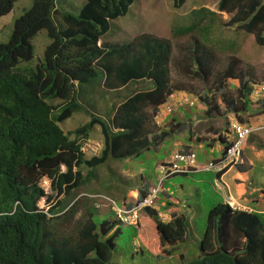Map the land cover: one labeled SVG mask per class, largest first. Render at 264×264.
Segmentation results:
<instances>
[{"label": "trees", "instance_id": "1", "mask_svg": "<svg viewBox=\"0 0 264 264\" xmlns=\"http://www.w3.org/2000/svg\"><path fill=\"white\" fill-rule=\"evenodd\" d=\"M15 1L0 0V17ZM31 1L29 9L15 18L7 42L0 43V264H111L120 227L114 229L116 222L108 219L96 223L91 215L84 221L76 219L77 203L58 214L63 209L59 197L91 181L97 166L108 167L109 162L155 149L173 131L158 128L154 120L172 89L171 44L142 33L131 40L97 45L134 0H85L78 14L69 10L75 9L69 0ZM173 1L179 7L186 0ZM217 8L233 13L230 20L241 21L240 26L264 46V0H218ZM206 11H193L192 21L179 31L184 34L195 28ZM42 29L50 42L42 60L29 66L26 63L34 57L32 38ZM185 61H190L186 68L196 64L197 70L190 69L194 75L203 72L200 79L213 74L207 75L204 61L190 51ZM237 62L231 61L217 81L222 85L226 78L240 80L237 97H224L227 106L239 112L250 106L251 86L237 72ZM99 69L108 74L107 88L125 86L113 95L117 106L110 121L95 116L84 103L90 91L84 89L97 81ZM183 86L187 79L174 87ZM184 112L189 113L186 108ZM76 113L90 118L65 131L60 123ZM176 119L171 114L169 125ZM95 125L101 129L103 147L86 157L81 145ZM61 164L66 166L64 172ZM108 175L103 180L96 177L104 189L113 181L111 171ZM43 176L50 179V193L40 185ZM145 194L141 191L139 198ZM217 195L220 201L208 210L199 255L184 264H264V213L232 209ZM42 196L50 203L46 212L38 205ZM144 211L155 220L162 242L189 238L184 214L172 213L165 222L155 209L144 207ZM68 225L72 228L66 229Z\"/></svg>", "mask_w": 264, "mask_h": 264}, {"label": "rangeland", "instance_id": "2", "mask_svg": "<svg viewBox=\"0 0 264 264\" xmlns=\"http://www.w3.org/2000/svg\"><path fill=\"white\" fill-rule=\"evenodd\" d=\"M70 1V0H69ZM68 1V2H69ZM31 0H16L12 10L0 17V43H5L9 39L11 32L14 28L15 18L24 14L30 7ZM205 8V16H203V22L199 24L193 31L181 34L179 28L190 22L189 16L193 9ZM79 9L73 11L77 13ZM212 12L213 14H211ZM232 13L220 12L217 9L215 0H186L184 4L177 8L173 0H134L130 5L128 13L112 22V26L109 32L104 36H107V40L123 41L124 39L130 40L138 34L146 33L154 37L168 39L171 42L170 52V64H171V78H181L184 75L178 72V67L184 63H180L179 59L185 49H189L190 46H197L194 50L195 54H199L200 47L205 46L209 52L215 57V60L219 63L218 67H221L225 61L231 57L237 56L241 60L242 74L251 77L255 80L264 81V46L256 45L253 35L244 33L242 28L234 22H230ZM52 17L54 15L52 14ZM214 27L211 31V35L218 34L224 38L235 36L236 47L227 48L224 45H215L211 42H205L204 37L207 36V27ZM117 27L119 30H117ZM32 44L34 48V57L28 63L29 66L37 65L43 58V53L46 45L50 42L46 31L44 29L39 30L32 38ZM227 43V42H226ZM212 49V51L210 50ZM173 68V71H172ZM176 72L179 75H176ZM215 77H210L206 81V88H211V85ZM96 82L88 84V86L96 85L100 79H96ZM188 84L194 85L196 88H200L201 85L193 80L188 81ZM230 88H226L229 93H235V89L238 86L237 80H232ZM226 87V86H225ZM89 90V89H88ZM113 93V92H108ZM112 95V94H110ZM218 96V94H216ZM93 97L89 93L85 98V105L90 108V102ZM106 103H111L109 98ZM198 105V104H197ZM196 105V106H197ZM223 105V104H222ZM95 106L99 109V113L104 110L99 107V103L95 100ZM221 111H225V106H221ZM179 112V110H178ZM187 118V115H185ZM89 116L75 114L72 117L62 122V128L68 129L69 127L75 128L81 124H84L89 120ZM219 129L225 124L226 116L221 114L215 120ZM169 121L162 123V126L168 127ZM252 126H255L253 121L250 122ZM161 126V127H162ZM173 126V125H172ZM201 134L204 135L205 126L200 125ZM98 125L90 132V139L94 145L93 150L85 151V156L90 157L93 153H99L102 149L103 138L99 131ZM175 140L174 137L169 136L158 147V150L153 153H145L143 151L139 156L134 157L136 161L140 163L142 167L141 172L137 170L138 164L133 163L131 160L125 161H112L108 163V167L99 165L96 168V176H100V179L109 177V171L113 174V181H110L111 186L108 189H104L96 180L89 181L86 186H83L76 192V196L81 192L87 193H102L105 197H90L80 196L77 200V206L79 211L75 218L81 216V219L85 220L88 216V207L93 206V218L96 223L108 219L118 220L116 213L112 209V203L109 199L115 201L118 206H122L120 202L125 199H132L136 195V190L142 186L143 189L147 186L158 185L159 171L158 166L173 151ZM180 141H183V134H180ZM264 141V127L255 130L251 139L246 141V144L257 145ZM195 150H198L197 144H194ZM249 148V146H248ZM201 152L212 156V158H219L222 151L220 149L213 150L211 148L201 149ZM201 156V154H199ZM264 162L257 161L252 169V182L253 186H264ZM86 173V169L84 172ZM145 175V176H144ZM143 177H145L144 182ZM214 174L210 170H198L197 172H190L189 174H176L165 179L162 183L164 189L169 192L172 198L176 199L181 204L182 212L188 221V231L190 236L187 241L176 242L172 245H163L160 243L157 232H154L155 224L152 219L145 217L144 213L139 212L137 218V228L135 225L122 222L120 232L114 237L115 248L113 256L110 260L111 264H184L199 255V241L203 231L208 210L214 203L220 201V198L212 190L214 188L212 184V178ZM225 181L226 178H223ZM42 185L49 191L46 180H42ZM217 190V189H216ZM249 191V187L247 186ZM245 191V189H244ZM244 191H234L233 202L241 207L248 208L250 198L245 197ZM160 192L159 196L162 197ZM259 195V194H257ZM94 199V200H93ZM95 201V202H94ZM94 202V203H93ZM99 206L96 207L94 204ZM41 206H45L43 200L40 201ZM199 205L196 217L194 216L193 208ZM180 206V205H178ZM186 210V211H185ZM188 210V211H187ZM192 212V214H191ZM142 213V214H141ZM264 217V216H263ZM69 224V223H68ZM152 225V226H151ZM68 227H71L68 225ZM162 244V245H161Z\"/></svg>", "mask_w": 264, "mask_h": 264}, {"label": "clouds", "instance_id": "3", "mask_svg": "<svg viewBox=\"0 0 264 264\" xmlns=\"http://www.w3.org/2000/svg\"><path fill=\"white\" fill-rule=\"evenodd\" d=\"M215 1H216V6H217L218 0H215ZM84 2L85 0H70L69 1L70 5L75 7V9L69 8V10H72L73 12V11H76L77 9H80ZM179 7L177 6V8ZM195 10L196 9H193L191 11V14ZM220 12H224V11H220ZM8 13H5V14H8ZM78 13L79 11L75 14H78ZM232 16H233V13H232ZM54 19L56 23L58 24L59 20H57L56 18ZM189 19L191 22L193 19L191 15L189 16ZM229 21L232 22L231 20ZM201 22H203V18ZM201 22H199V24H201ZM234 23L240 26V23L242 22L237 21ZM199 24L196 27H198ZM186 26L187 24L181 26L179 30L180 29L183 30ZM195 28H193L189 32L193 31ZM213 28L214 27H211V26L206 28V30L210 34L204 37L205 42H211L212 44H215V45H224V46H227V48L236 47L235 36L228 37L227 39L226 38L223 39V36L218 35L217 33L212 36L211 30ZM241 28H242V31L245 33L246 31L243 29V27ZM246 33L251 34L254 37L253 33H249V32H246ZM108 36L109 35L102 36L101 38H99L97 45H101L102 42H107V43L118 42V41L107 40ZM160 39H164V38H160ZM164 40H167L171 44L170 40L168 39H164ZM119 42H122V41H119ZM256 45L262 46L257 43ZM196 48L197 46L193 44V46H190L189 49H185V51L182 53L179 59L180 63H184L182 66L178 67V72L180 74H183L184 75L183 77L171 78L170 77L171 64H169L168 77L170 79V83L172 84V89L169 92H167L164 103L158 106V111L156 112V115H155L157 117L154 120H155L157 127L160 128L162 126V123L170 121L171 114L177 115L176 121L172 122L171 125H168V128L172 127L173 131L169 132L167 136L165 137V140H166L169 138V136L172 135V137H174L175 140L173 141V143H170V144H173L175 147L173 151L169 153L168 156H165L164 161L160 163L157 168L159 171L158 185L156 186L149 185L147 186L148 188L146 189H143L142 186L139 187V189L136 190V195L133 196L132 199L127 198L125 199V201L120 202L122 206H118L114 200L107 198L108 200L111 201L112 203L111 207L113 211L116 213L117 218H118V220H109V221L116 222L114 229L117 226H119L122 222L135 225L137 228H139L141 225L140 224L139 227L137 225V222H138L137 218H138L139 212L144 213L145 217L152 219L147 214H145L144 207H151L155 209L157 211L158 218L161 221H165V222L170 220L172 213L184 214L181 210L182 209L181 204L179 202L178 204H176V199L172 198L170 191L167 192L164 189V187L162 186V183L165 179L171 176H174L176 174H189L190 172H197L198 170H210L214 174V177L212 178V184L214 186V188L212 187L213 192L216 194H219L222 198V201L227 203L232 209L264 213V186L263 185L262 186L251 185V182L253 180L252 179V169L257 161L251 165V169H249L246 173L247 174L246 179H245L246 188H245V191L243 190L244 194L242 195L250 198V201L248 203H245V205L249 206L248 208L241 207L237 203L235 204L233 202L234 193L230 189L227 181L223 179L224 174L227 171L229 172L230 171L229 169H231L232 167H235L236 169H238L239 172H242L239 169V166L243 168H247L249 166L248 164L243 162L242 151L244 152L245 150L244 146L248 144V143L246 144V141L251 139L252 133L257 129L264 127V81L255 80L243 74L244 78L248 79V83L251 86L249 90V96H248L249 101H250V106L249 108L243 109L242 105L237 103V106L240 105V108H242L239 112H237L233 108L227 106V104L224 101V97H230V96L237 97L236 95L239 92V90L237 89H240L241 87L240 80L238 78H226V80L223 81L222 85H220L217 79L224 71H226L227 68L228 69L230 68V62L231 61L233 62L234 60H237V59L239 62L236 63V70L238 73L239 72L242 73L241 68L239 67L241 65V60L237 56H234V57H231L229 60L225 61V63L221 67H218L219 63L215 60L212 49H210L212 51L211 53L208 51V49L205 46H201L199 54H195L194 50H196ZM188 51L192 52L194 57H198L199 59H202L204 61V72L207 73V75L209 74V72H213V74L211 73L208 76V78L215 77L211 85V88L208 87L207 89H204L206 88V81L208 78L204 80L200 79V78H203V72H201L202 74L200 75V77L198 75H194V72H190L191 68H192V71L197 70L196 64H194L193 67L190 66L189 68H186L185 65L188 63L190 64V61L189 62L185 61L187 58ZM172 71H173V68H172ZM178 72H176V75H179ZM107 78H108V74L106 73V71L99 69L96 79H100V81L97 84V86L87 85L84 91L89 89L90 91H88V94L90 93L91 96L93 97L89 105L91 109L89 108L88 109L92 113H94L95 116H99V117H102L103 119H106L107 121H110V118L113 116L114 109L117 106L116 102L114 101V99H116V96H113V95L114 93H118L122 91L123 87L125 86L123 87L115 86V88L113 89L107 88L105 86V82L107 81ZM186 79H187L186 87L183 86V88L181 89H177L174 87L177 85L179 81L186 84ZM190 80L200 83L201 87L196 88L194 85L188 84V81ZM232 80L238 81V86H237L238 88L235 89V93H229V91L226 90V88L227 89L230 88L229 83ZM143 81H147V80H143ZM151 86L153 85L150 84V87ZM108 92H113V93H108ZM216 94H218V96H216ZM108 98L109 100H111L112 104L106 103V100ZM201 98H205L207 100V103L203 102ZM95 100H97V102L99 103V107H101V109L104 110L102 113L98 112L99 109L95 106ZM222 104L225 106L224 112L221 111V106H223ZM185 108L187 109L189 113H185V112L183 113V109ZM221 114H224L226 116V121H225V124L222 126V128L219 129L218 124H216L214 120L217 117H220ZM185 115H187V118L185 117ZM251 121L255 123V126H252L250 124ZM60 125H62V123H60ZM200 125L205 126L204 135L201 134ZM94 127L92 129H94ZM237 127H240L243 129L247 128L248 131L245 134L240 135L237 130ZM63 129L67 131V129L65 128ZM97 131H99V133L101 134L103 138L100 127L98 128ZM165 131H168V129ZM180 134H183V141H180ZM71 137L73 138L74 136L71 135ZM237 141H240V145L237 151L231 152L230 150L231 147H233ZM179 143H182L183 145H179ZM193 143L197 144L198 150H195ZM258 143L260 144H257V145L248 144V145L252 146L253 147L252 150L254 151L258 149H262V148L264 149V141H263V144L261 142H258ZM160 145L161 144H159L155 149L145 151V153L149 154V153H153L157 151ZM149 147L152 148L153 146L150 145ZM94 148L95 147L93 143L91 142L90 133H89L88 138L85 139L83 141V144L81 145V150L85 155L86 154L85 151L87 150L94 151ZM205 148H211L213 150L220 149L222 151L221 156L219 158H212V156L209 155V153H208L209 156H206L204 152L203 153L201 152V149L204 150ZM199 154H201V156H199ZM92 155H94V153ZM203 155L206 156V159H203L202 157ZM125 160H131L133 163L138 164L136 168L137 170L141 172L142 167L140 166V163L138 161H136L134 158L124 159L123 161ZM259 162H264V159H261V161ZM262 165H264V163H262ZM60 168L64 172L66 170L65 164H61ZM86 173H83V174L85 175ZM96 177L97 176H95L92 180H96ZM43 179L46 180V184L48 185L49 191H47L42 185L41 182ZM144 179L145 177H143V180ZM145 181L146 180H144V182ZM40 185L44 188L46 193H50L51 191L50 190V179L48 177L43 176L40 179ZM83 186H86V184H84ZM247 186L249 187V191L247 190ZM80 188L74 189L67 197H63L62 195L59 197L63 201V209L59 210L57 212L58 214L68 209L69 206L74 205V204L76 205L77 200L80 196H85L87 198L102 197L103 199H105L102 193L93 194L90 192H87V193L80 192L76 196V192H78ZM140 190L146 191V194L142 198H139V194L141 192ZM160 192L163 194L162 197L159 196ZM41 200H43L45 206L40 205ZM38 205L43 211L46 212L50 203L46 202L45 196H42L38 201ZM94 205L96 207L99 206L97 203H95ZM198 209H199V205L192 209L194 211L193 218L196 217ZM88 210L91 212L90 214V212L88 211V216L91 215L93 217V206L88 207ZM81 216L83 215H80V217H78L77 219H81ZM81 220L84 221L83 219ZM152 220L155 223V224H152L155 229L154 232L155 233L157 232L160 243H163V245L165 244L166 246L175 244L176 242L174 243L173 242L172 243L162 242L160 235L156 229V222L154 219ZM71 228L72 227L66 226V229H71Z\"/></svg>", "mask_w": 264, "mask_h": 264}, {"label": "crops", "instance_id": "4", "mask_svg": "<svg viewBox=\"0 0 264 264\" xmlns=\"http://www.w3.org/2000/svg\"><path fill=\"white\" fill-rule=\"evenodd\" d=\"M179 145H183L182 143H179ZM248 144L244 146L245 150L244 152L242 151V155H243V162L248 164L249 166L247 168H243L241 166H239V169L242 172H239L238 169H236L235 167H232L231 169H229L230 171L226 172L224 174V177H226L227 183L230 187V189L234 192V191H241L244 190L246 188V183H245V179L247 176V171L249 169H251V165L253 163H255L256 161H261V159H264V149H258L256 151L252 150L253 147L249 146L248 148ZM206 156H209L208 154H206ZM206 156L203 155V159H206ZM171 192V191H170Z\"/></svg>", "mask_w": 264, "mask_h": 264}, {"label": "built area", "instance_id": "5", "mask_svg": "<svg viewBox=\"0 0 264 264\" xmlns=\"http://www.w3.org/2000/svg\"><path fill=\"white\" fill-rule=\"evenodd\" d=\"M237 130H238V132H239V134L240 135H243V134H245L247 131H248V129L247 128H240V127H237ZM239 145H240V141H237L236 143H235V145L233 146V147H231V152H235V151H237V149H238V147H239ZM149 200V199H148Z\"/></svg>", "mask_w": 264, "mask_h": 264}]
</instances>
